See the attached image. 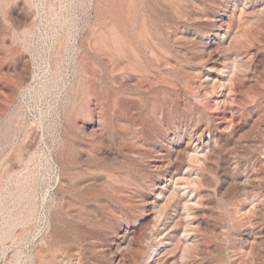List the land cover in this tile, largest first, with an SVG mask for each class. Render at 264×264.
<instances>
[{
	"label": "rangeland",
	"instance_id": "374dc122",
	"mask_svg": "<svg viewBox=\"0 0 264 264\" xmlns=\"http://www.w3.org/2000/svg\"><path fill=\"white\" fill-rule=\"evenodd\" d=\"M224 2L0 0V57L28 69L24 83L11 69L0 79V264L157 256L164 247L152 217L163 170L174 168L171 151L184 157L194 146L198 128L204 139L217 133L230 173L214 151L212 171L196 167L207 177L197 241L161 264H264V174L248 181L255 146L264 161V19L233 22L232 32L260 34L212 44L226 57L209 61L202 49ZM234 4L264 18V0H236L228 14ZM6 8L18 17L6 20ZM2 156L15 164L9 175ZM251 184L259 189L238 190Z\"/></svg>",
	"mask_w": 264,
	"mask_h": 264
},
{
	"label": "bare ground",
	"instance_id": "6f19581e",
	"mask_svg": "<svg viewBox=\"0 0 264 264\" xmlns=\"http://www.w3.org/2000/svg\"><path fill=\"white\" fill-rule=\"evenodd\" d=\"M224 1H225L224 7L222 6L223 10H224L223 14L218 16V18L216 20L213 19L214 22H212L213 23L212 25H213L215 30L211 35V40L205 42L204 47L202 49V51L204 53H206L209 61L210 60H218V59L222 60L223 58L226 57L224 54H220V53L216 52V49L214 48V46L212 44L218 45L220 43L221 45H223V44L228 45L232 42L243 43L240 40L241 35H247L248 38H251L253 40V39H255L256 35L260 34L259 31L261 29H259V27H258V31H256V32H252V31H248V30L246 32L244 30L245 27H243V26H242V28H244L243 29L244 31L235 30L232 32L231 30H232V23L233 22L237 23L238 28H240V25H242L246 21L248 23L250 22L249 24H251L254 21L261 22L264 19L259 13H255L252 10L251 11H245V10H243V7H238L237 4H234V8H232L230 13L228 14L227 13L228 6L230 5L231 2L234 3V1H236V0H224ZM14 9H16V7ZM256 9H257V7H256ZM13 14H15V17H13L14 16ZM2 16L6 20L7 19L12 20V19H16L18 17V12H16V10H8L6 8L5 10L2 11ZM213 20H211V21H213ZM248 23H246V25H248ZM242 28H241V30H242ZM1 45H2V48H4V49L6 48L5 46H3V44H1ZM239 45H242V44H239ZM247 46H248V44H247ZM248 53H249V51H248ZM9 60L10 59L6 55L0 57V69H1L0 79L7 78L8 75L10 74V69H11L12 71L15 72L16 76H18V79L23 81V83H24V81L27 79V73H28L26 63L22 62L18 58H15V60H13L11 63L9 62ZM7 61L10 63V65L7 63ZM4 69H6V70H4ZM82 93L83 92L81 91V93L79 95H81ZM13 94H14V90L11 89V87H9V92H7L6 97H8V99H9V98H11V96ZM79 98H81V97L79 96ZM212 120H213V118H212ZM214 126H215V124H214ZM215 134H217V133H215ZM215 134L212 133V137L210 136L211 139H204V137L202 136L203 135V129L198 128V129L194 130V132H193V135L194 136L196 135V138L194 140V146L191 147L190 149L184 151V157H183V155L180 154V152H181L180 148L174 149V151H171L169 153V156L171 157V159L175 165H174V168L170 169V167H166L163 170V173L164 174L168 173V176L165 178L164 185L161 187L160 191L158 193H156L157 204L154 205L155 210H154V214L152 217L153 232L157 235L156 236L157 240L160 241V243L162 244V246L164 248H161V249L156 248V250H158V249L161 250L157 256H156L155 252H153V251L151 253H149L148 257L146 258L145 263L143 262L144 264H161L164 261V257L169 253L168 251H170V253H172V254H174L175 252H177L178 254H182L186 250V248H189L191 246V244H193V242L197 241L194 233H195L196 229L198 228L199 222L201 220L202 208L206 205L202 199L203 194L201 191L202 190L201 187L203 186L202 182H205L207 180V177H206L205 173H202V172H201V176H198V172L196 171V167L199 166L200 169H202L203 171H207V172L212 171L211 165L209 163H206L207 154L211 151H214L215 153L218 154L219 160L221 161L220 165H222V170L225 174L230 173L229 172V165H230V162H232V161H230V157H229L228 153L222 154L221 150H219V148L216 147L215 142H217V139H216ZM259 136H260V133H259ZM26 137L29 138L30 135L27 134ZM28 138H27V140H28ZM203 145H206V147L208 149L203 150V148H202ZM189 146L190 145L187 142L185 144V147L188 148ZM257 149L258 148L256 146L253 149V153L255 154V157H254V160L252 163L254 173L251 176V178L248 179L249 182H251V180H253V178L255 177L256 171H260L261 173L264 174V167L262 166V163H264V161L258 154H256ZM23 151H24L23 148L19 150L18 156H17V165H16L17 167L15 166L16 171L14 169V172L17 173V175L21 181H22V178L24 177V172H25L26 165H27V163H26L27 161H26L25 156L23 155L24 154ZM7 155H9V153ZM4 156H2V161H3L4 166H5L3 169V174L9 175V174H11V171L13 168L12 164L13 165H15V164H14V162L11 163L12 161L9 162L8 159L6 160L7 156L6 157H4ZM170 161H169V163H170ZM157 162H158V160H157ZM181 166H183V167L181 168ZM164 167H165V163H164ZM224 177H226V176H224ZM20 184H23V181ZM256 188L259 189V187H255L254 185L251 184L250 187L249 186H243V187H239L238 190L246 193V192H248L250 190H254ZM261 195L262 194L260 193V195H258V196H261ZM256 198L253 199V201L251 203H252V206H254L256 211H257L261 207L262 203H261V198L260 199L258 198V200ZM199 244H200V242H199ZM199 247H200V245H199Z\"/></svg>",
	"mask_w": 264,
	"mask_h": 264
}]
</instances>
